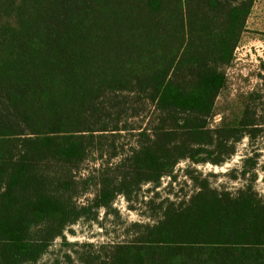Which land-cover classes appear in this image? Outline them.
I'll return each mask as SVG.
<instances>
[{"label":"trees","instance_id":"16d2710c","mask_svg":"<svg viewBox=\"0 0 264 264\" xmlns=\"http://www.w3.org/2000/svg\"><path fill=\"white\" fill-rule=\"evenodd\" d=\"M255 4L0 0V264H36L70 226L182 161L193 195L162 201L130 244L101 245L107 257L83 244L78 264H264V74L238 121L209 123ZM245 138L258 148L225 174L235 191L192 167L223 166Z\"/></svg>","mask_w":264,"mask_h":264},{"label":"rangeland","instance_id":"374dc122","mask_svg":"<svg viewBox=\"0 0 264 264\" xmlns=\"http://www.w3.org/2000/svg\"><path fill=\"white\" fill-rule=\"evenodd\" d=\"M226 85L218 95L213 115L210 118V126L216 127L223 124H232L238 121L242 115L248 97L254 91L261 89V78L264 74V0H256L255 7L248 20L247 29L244 32L240 44L235 51L233 63L226 68ZM122 133L121 145L125 148L132 146L134 139L128 138ZM253 148L247 138L237 146L236 154L223 166H213L210 163L193 165L203 177L215 174L211 177V186L221 189L227 188L235 191L242 186L240 180H229L225 176L230 170L240 168L242 161L253 155ZM260 153L258 175L255 184L256 190L264 197V148L258 149ZM103 160L88 159L77 175L85 177L93 168H98ZM99 163V164H98ZM191 165L189 161H182L176 167L171 176H164L158 188L152 184H146L139 191L127 199L119 195L109 210L101 209L97 221H79L70 226L64 233L65 240L58 238L48 252L36 264H78V257L89 248L83 244H92V251L101 250V245L130 244L134 235L131 225L134 223H152V218L159 214V206L162 201L170 199L179 201L188 199L196 192L194 184L186 176V169ZM94 197V191L81 196L77 202L84 205ZM153 203L150 204L151 199ZM110 250H101V255L107 257ZM69 257L71 259H69Z\"/></svg>","mask_w":264,"mask_h":264}]
</instances>
